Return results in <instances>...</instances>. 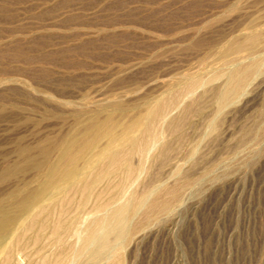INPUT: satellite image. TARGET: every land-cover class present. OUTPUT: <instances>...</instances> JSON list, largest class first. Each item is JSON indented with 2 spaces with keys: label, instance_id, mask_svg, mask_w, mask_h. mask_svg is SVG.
<instances>
[{
  "label": "rangeland",
  "instance_id": "obj_1",
  "mask_svg": "<svg viewBox=\"0 0 264 264\" xmlns=\"http://www.w3.org/2000/svg\"><path fill=\"white\" fill-rule=\"evenodd\" d=\"M256 30L262 33L256 54L264 60V0H0V170L16 159L20 142L36 146L69 132L87 115L130 117L170 96L176 102L172 116L184 121L166 131V137L176 132L166 138L167 158L147 161V176L143 172L136 187L141 194L165 182L172 192L159 193L156 202L170 198L171 208H149V221L141 211L117 262L264 264V66L248 91L221 112L215 91L225 77L212 78L228 68L218 58L221 48ZM247 56L241 53L238 62L248 63ZM195 76L208 82L182 99L184 84ZM214 116L217 124L210 129ZM33 174L0 182V198L19 185L35 187ZM119 178L112 177L99 200L112 197ZM74 195L71 214L81 198ZM93 202L95 197L86 208ZM41 216L23 240L28 261L76 241L73 227L51 233L55 213ZM35 235L41 240L34 243ZM56 238L62 240L58 245Z\"/></svg>",
  "mask_w": 264,
  "mask_h": 264
},
{
  "label": "bare ground",
  "instance_id": "obj_2",
  "mask_svg": "<svg viewBox=\"0 0 264 264\" xmlns=\"http://www.w3.org/2000/svg\"><path fill=\"white\" fill-rule=\"evenodd\" d=\"M259 33L256 30V32L247 33L244 37L230 39L221 48L218 58L222 59L228 68L217 71L212 77L214 79L225 77L223 83L219 84V88L215 91V100L219 112L227 106L234 105L248 91L247 87L253 78L263 71L264 60L260 58L259 54H256L260 51L261 36ZM243 52L250 59L249 62L247 61L248 63L243 64L237 60V56ZM231 55H235V57H230ZM197 76L187 80L181 90L180 97L193 96L199 87L205 86L208 82L206 79ZM203 91L202 94H204ZM202 94L200 98H202ZM141 102L143 103V101ZM175 103L170 96L158 97L150 101L146 107L138 108L139 110L133 115L130 113L132 115L130 117H118V115H114L116 113H107L103 116L102 114L87 115L89 117L76 121L69 132L63 133L53 140L44 138L36 146H29L20 142L15 149L16 159L11 164L1 168L0 182L30 170L34 171L33 175L38 182L33 188L18 184L19 186L7 198H0V264H119L116 260V258H120L118 249L126 243L134 229V226H131L132 220L141 211H146V221H149L153 217V213L148 211L149 208L154 207L158 212L167 211L171 208L170 198L156 202V195L171 191L165 182L154 185L149 190L146 189L145 192L141 190L143 192L141 194L137 192L136 185L138 180L140 181L141 174L148 167L146 162L160 156L166 157L170 151L169 144L171 143H168L166 138L173 135L175 128L177 129L175 126L180 127L178 122L183 118L179 115V118L172 116L176 107ZM185 111L187 114V110ZM186 118L185 120H187ZM216 124V117L214 116L210 119L209 128L214 129ZM170 127H175L174 130L171 129L174 132L166 137L165 133ZM175 139L178 138L175 137ZM188 149L190 150L189 147ZM135 156L139 158L138 163L133 161ZM186 158L188 159V157ZM181 164L175 166L176 173L180 171ZM144 173L147 176V172ZM113 176H120L114 183L116 192L112 197L110 196V199H106L107 201L104 198H101L104 201L99 200L106 192L104 187L113 181ZM78 192H80L81 198H78L77 209L71 214L69 213L70 206L74 204V194ZM92 197L96 198V202L92 203L94 205L91 209H87L88 201ZM45 213L52 216L54 213L56 214L54 216L56 223L53 222L55 227L51 233L57 235L61 229L73 227L76 241L65 251L55 253L53 250V253L44 254L37 260L28 261V256L25 253V242L23 241L25 234ZM67 214L69 217L64 218ZM43 227H45L44 224ZM32 238L35 243L41 237L35 235ZM61 241L60 238H56L54 243L58 245Z\"/></svg>",
  "mask_w": 264,
  "mask_h": 264
}]
</instances>
